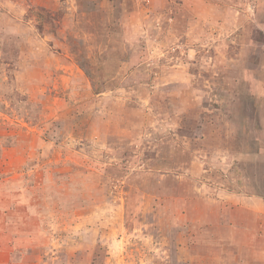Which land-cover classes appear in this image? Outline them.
Returning <instances> with one entry per match:
<instances>
[{"label":"rangeland","instance_id":"rangeland-1","mask_svg":"<svg viewBox=\"0 0 264 264\" xmlns=\"http://www.w3.org/2000/svg\"><path fill=\"white\" fill-rule=\"evenodd\" d=\"M0 264H264V0H0Z\"/></svg>","mask_w":264,"mask_h":264},{"label":"trees","instance_id":"trees-1","mask_svg":"<svg viewBox=\"0 0 264 264\" xmlns=\"http://www.w3.org/2000/svg\"><path fill=\"white\" fill-rule=\"evenodd\" d=\"M48 16H49V15H48ZM47 19H48V18H47ZM48 21H49L50 24H52L51 18L48 19ZM262 40H263V38H262Z\"/></svg>","mask_w":264,"mask_h":264}]
</instances>
